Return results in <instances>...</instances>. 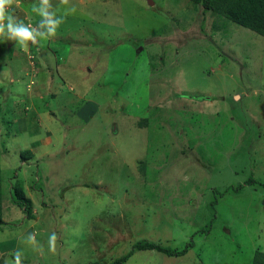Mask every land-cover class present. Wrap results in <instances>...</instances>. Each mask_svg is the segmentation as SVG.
<instances>
[{
	"label": "rangeland",
	"instance_id": "rangeland-1",
	"mask_svg": "<svg viewBox=\"0 0 264 264\" xmlns=\"http://www.w3.org/2000/svg\"><path fill=\"white\" fill-rule=\"evenodd\" d=\"M39 2L0 42V264H253L264 37L189 0H49L51 36Z\"/></svg>",
	"mask_w": 264,
	"mask_h": 264
},
{
	"label": "trees",
	"instance_id": "trees-1",
	"mask_svg": "<svg viewBox=\"0 0 264 264\" xmlns=\"http://www.w3.org/2000/svg\"><path fill=\"white\" fill-rule=\"evenodd\" d=\"M195 4L203 6L207 11H213L227 20L235 23L243 28L251 30L258 35L264 37V0H189ZM255 181L249 179L247 184H254ZM1 190V188H0ZM16 193V205L23 210H27L30 206V202L26 198L25 190L22 184L15 185ZM1 208V196H0V225L5 222L2 218ZM135 250H157L168 256H180L187 253L188 248L181 251L171 250L161 245L140 242L136 244ZM132 255V254H131ZM131 255H127L121 259L114 261L112 264H124ZM89 264H101V263H89ZM253 264H264V252H257L253 261Z\"/></svg>",
	"mask_w": 264,
	"mask_h": 264
},
{
	"label": "clouds",
	"instance_id": "clouds-1",
	"mask_svg": "<svg viewBox=\"0 0 264 264\" xmlns=\"http://www.w3.org/2000/svg\"><path fill=\"white\" fill-rule=\"evenodd\" d=\"M12 6L13 0H0V42L12 40L21 45H25L28 41L35 42V36L38 35L35 27L18 20ZM53 8L49 0H40L39 4H33L31 8L33 13L43 17L47 22L48 33L51 36L56 35L59 26L63 23V16L57 18V10L55 8V11H52ZM41 26H44L43 23ZM51 239L55 240V235ZM19 257L20 254L17 253V264Z\"/></svg>",
	"mask_w": 264,
	"mask_h": 264
}]
</instances>
